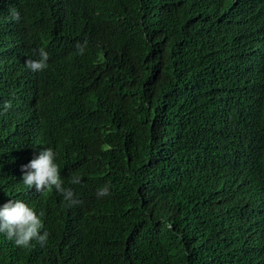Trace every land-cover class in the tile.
I'll list each match as a JSON object with an SVG mask.
<instances>
[{
  "label": "trees",
  "instance_id": "trees-1",
  "mask_svg": "<svg viewBox=\"0 0 264 264\" xmlns=\"http://www.w3.org/2000/svg\"><path fill=\"white\" fill-rule=\"evenodd\" d=\"M46 147L80 203L23 185ZM10 199L49 237L0 264H264V0H0Z\"/></svg>",
  "mask_w": 264,
  "mask_h": 264
},
{
  "label": "clouds",
  "instance_id": "clouds-1",
  "mask_svg": "<svg viewBox=\"0 0 264 264\" xmlns=\"http://www.w3.org/2000/svg\"><path fill=\"white\" fill-rule=\"evenodd\" d=\"M10 19L12 22L19 23L22 20L20 11L10 10ZM77 48L79 53L83 54L84 47L78 44ZM34 55H38V58L27 60V68L33 73L43 72L49 67V53L41 48L38 54L34 53ZM10 106V104H6L5 108ZM57 156L58 153L52 147H46L39 152L38 156L22 165L23 185L27 189H35L38 193L54 188L69 204L80 203L79 200L75 199L72 189L64 187ZM71 183L81 184L82 177L73 176ZM96 195L97 197L110 195L109 187L105 185L100 188ZM43 216V212L38 213L23 200L10 199L0 205V233L4 234L7 239L14 241L15 245L23 248L31 247L33 241L43 245L49 237L46 230L42 231L45 227Z\"/></svg>",
  "mask_w": 264,
  "mask_h": 264
}]
</instances>
